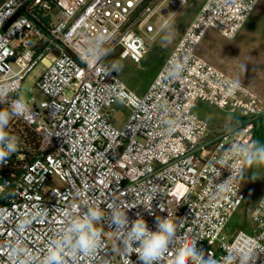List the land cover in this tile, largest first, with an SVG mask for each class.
I'll use <instances>...</instances> for the list:
<instances>
[{
    "label": "built area",
    "instance_id": "obj_1",
    "mask_svg": "<svg viewBox=\"0 0 264 264\" xmlns=\"http://www.w3.org/2000/svg\"><path fill=\"white\" fill-rule=\"evenodd\" d=\"M190 2L0 0V111L19 141L0 165V264H47L53 250L62 264H145L135 225L155 233L169 221L175 230L150 264H174L184 247L191 264H264V192L251 231L222 235L248 195L243 174L264 100L241 82L232 89L237 79L199 54L212 28L235 38L260 0H205L142 95L110 65L140 63L145 36ZM40 62L43 97L24 101L23 82ZM200 101L240 121L209 133ZM117 102L130 111L120 126ZM86 219L96 235L83 251L69 229Z\"/></svg>",
    "mask_w": 264,
    "mask_h": 264
},
{
    "label": "rangeland",
    "instance_id": "obj_2",
    "mask_svg": "<svg viewBox=\"0 0 264 264\" xmlns=\"http://www.w3.org/2000/svg\"><path fill=\"white\" fill-rule=\"evenodd\" d=\"M205 0H191L189 5H194L193 12L188 16L190 20L202 6ZM264 0L261 1V5ZM184 13V11L182 12ZM179 19V18H178ZM175 19L164 27L153 38L145 36L148 51L140 63L130 59L113 58V69L122 80L142 95L151 84L167 55L180 37ZM213 32V33H212ZM213 34V36H211ZM210 37H205L199 54L235 79L248 86L264 100V11L258 10L241 28L235 38L228 39L211 30ZM45 62H40L24 80L21 98L27 101L32 95L38 100L42 93L36 88L39 76L45 70ZM116 124L122 125L129 116L130 111L121 102L114 104ZM196 113L208 123L209 133L235 124L238 114L229 109L215 107L205 101H200ZM259 135L264 145V116L258 120ZM243 188L247 197L231 217L222 235L226 240H231L239 230L251 231V211L256 207L264 192V163H255L254 168L245 172Z\"/></svg>",
    "mask_w": 264,
    "mask_h": 264
},
{
    "label": "clouds",
    "instance_id": "obj_3",
    "mask_svg": "<svg viewBox=\"0 0 264 264\" xmlns=\"http://www.w3.org/2000/svg\"><path fill=\"white\" fill-rule=\"evenodd\" d=\"M167 23V22H165ZM182 65H175L172 74L176 75L182 69ZM240 86V81L237 79L232 82V89H236ZM8 113L0 111V165H6L8 158L12 154L17 152L19 141L18 137L9 135L5 128L8 125ZM255 157V158H254ZM246 162L249 166L253 163L260 162L264 163V150H260L257 153H251L246 157ZM226 163L225 160H221L220 164L223 166ZM99 215L98 212H93L92 216ZM90 221L88 219L83 222H78L69 229L70 232L78 233L77 236V247L80 250L86 251L92 247L95 243V232L89 230L88 225ZM161 231L155 233H148L146 225L142 222L137 223L134 227V234L137 239L142 240L141 249L138 252L139 259L143 260L145 264H150V261L156 259L161 251L165 248L168 240V235L173 233L175 226L172 222H165L160 225ZM249 257H244L242 264H246V260ZM192 251L189 247H184L176 255L174 264H191ZM47 264H62L60 254L58 250H53L48 257Z\"/></svg>",
    "mask_w": 264,
    "mask_h": 264
},
{
    "label": "crops",
    "instance_id": "obj_4",
    "mask_svg": "<svg viewBox=\"0 0 264 264\" xmlns=\"http://www.w3.org/2000/svg\"><path fill=\"white\" fill-rule=\"evenodd\" d=\"M261 1L262 0H260V2L258 3V5L256 6V8L254 9V11L250 14V16H249V18L246 20V22H245V24L248 22V20L251 18V16L252 15H254L258 10H261V12H263L264 11V4H262L261 5ZM197 13V12H196ZM195 13V14H196ZM195 14H193L192 15V17L190 18V20L194 17V15ZM189 21V20H188ZM211 30L212 31H215V33H219V32H217L215 29H210L209 31H208V33H207V35H206V37H210V38H212L211 36H213V34L210 36V33H211ZM213 33V32H212ZM220 34V33H219ZM221 35V34H220ZM224 37V36H223ZM201 47V46H200ZM213 63L214 64H217L214 60H213ZM241 82V81H240ZM242 83V82H241ZM246 86V85H245ZM248 87V86H247ZM251 89V88H250ZM254 91V90H253ZM257 93V92H256ZM198 105H199V103H198ZM197 105V106H198ZM258 127H259V124H257V127H256V146H255V149H254V152L253 153H257V152H259L260 150H264V145H263V142H262V140H261V138H260V135H259V129H258ZM255 158V157H254ZM257 163V162H256ZM259 163V165H262V163H260V162H258ZM255 167V163H253L251 166H249V165H247V168H246V170H245V172H247L248 171V169H250V168H254Z\"/></svg>",
    "mask_w": 264,
    "mask_h": 264
},
{
    "label": "water",
    "instance_id": "obj_5",
    "mask_svg": "<svg viewBox=\"0 0 264 264\" xmlns=\"http://www.w3.org/2000/svg\"><path fill=\"white\" fill-rule=\"evenodd\" d=\"M194 10V5H189L187 7V9L184 11V13L181 14V16L178 19L177 22V31L179 33H182L184 31L185 25L187 23V18L188 16L193 12ZM14 20V18H12L4 27V29H6L8 27V25Z\"/></svg>",
    "mask_w": 264,
    "mask_h": 264
},
{
    "label": "trees",
    "instance_id": "obj_6",
    "mask_svg": "<svg viewBox=\"0 0 264 264\" xmlns=\"http://www.w3.org/2000/svg\"><path fill=\"white\" fill-rule=\"evenodd\" d=\"M176 29H177V27H176ZM110 65H111V67L113 66V59H111ZM239 121H240V117L238 115V117L236 118L235 124L238 123ZM28 132H29V139H30L31 143L32 144L36 143V145H37L39 143V136L37 134H35L34 132H32V131H28ZM244 177H245V173L243 174V179H244Z\"/></svg>",
    "mask_w": 264,
    "mask_h": 264
}]
</instances>
